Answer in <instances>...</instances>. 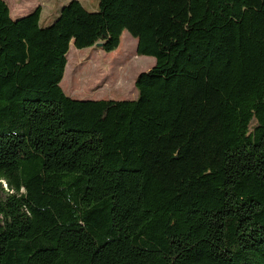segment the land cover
<instances>
[{"label": "trees", "instance_id": "16d2710c", "mask_svg": "<svg viewBox=\"0 0 264 264\" xmlns=\"http://www.w3.org/2000/svg\"><path fill=\"white\" fill-rule=\"evenodd\" d=\"M40 16L0 0V264H264V0ZM124 30L136 97L68 96L70 45Z\"/></svg>", "mask_w": 264, "mask_h": 264}, {"label": "rangeland", "instance_id": "374dc122", "mask_svg": "<svg viewBox=\"0 0 264 264\" xmlns=\"http://www.w3.org/2000/svg\"><path fill=\"white\" fill-rule=\"evenodd\" d=\"M69 1L6 0L10 10H29L40 5L43 11L40 16L41 25L51 23L60 8ZM79 1L88 11L98 10V0ZM136 44L137 40L126 30L121 34L117 49L111 52L97 46L76 49L71 44L60 82L62 89L76 99H134L135 78L155 62L152 56L137 55ZM3 188H8L6 183H3Z\"/></svg>", "mask_w": 264, "mask_h": 264}, {"label": "crops", "instance_id": "0c3cea01", "mask_svg": "<svg viewBox=\"0 0 264 264\" xmlns=\"http://www.w3.org/2000/svg\"><path fill=\"white\" fill-rule=\"evenodd\" d=\"M6 1V0H5ZM7 3V2H6ZM19 6V5H18ZM36 6H34V8H35ZM34 8H32V9H29V10H27L28 8H26L25 10L23 9V10H10V16L12 17V18H16V17H19V16H22V15H25V14H27V13H29V12H31ZM24 11V12H23ZM42 13H43V11H42V8H41V15H42Z\"/></svg>", "mask_w": 264, "mask_h": 264}, {"label": "water", "instance_id": "95a60500", "mask_svg": "<svg viewBox=\"0 0 264 264\" xmlns=\"http://www.w3.org/2000/svg\"><path fill=\"white\" fill-rule=\"evenodd\" d=\"M95 46L100 47L101 43H96Z\"/></svg>", "mask_w": 264, "mask_h": 264}]
</instances>
